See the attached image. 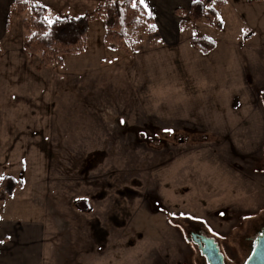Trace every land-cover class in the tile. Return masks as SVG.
<instances>
[{
  "label": "rangeland",
  "instance_id": "rangeland-1",
  "mask_svg": "<svg viewBox=\"0 0 264 264\" xmlns=\"http://www.w3.org/2000/svg\"><path fill=\"white\" fill-rule=\"evenodd\" d=\"M28 1L53 22L107 0ZM149 1L155 33L106 45L94 19L85 51L61 66L25 51L30 7L9 15L0 141L11 161L0 156V178L24 185L1 208L44 221V264H202L195 229L237 264L264 227V0L221 12L222 29L180 27L188 0Z\"/></svg>",
  "mask_w": 264,
  "mask_h": 264
},
{
  "label": "trees",
  "instance_id": "trees-1",
  "mask_svg": "<svg viewBox=\"0 0 264 264\" xmlns=\"http://www.w3.org/2000/svg\"><path fill=\"white\" fill-rule=\"evenodd\" d=\"M259 1L249 0V3ZM226 4V0H196L187 11L177 9L178 15L187 17L180 21V27H185L187 21L204 19L213 28L222 29L224 23L219 19L218 10ZM14 7L21 13L31 8V19L23 21L24 29L30 33L23 47L31 56L39 54L45 66H61L66 55L85 51L89 25L94 19H102L105 23L106 45L121 46L126 42L128 47L134 48L139 44L138 37L142 32L153 34L157 30L154 18L141 0H107L90 14L55 19L53 22L48 20L47 8L44 6L31 5L28 0H15ZM192 45L207 54L215 50L217 43L209 37L195 36ZM23 185V180L14 176L0 178V203L13 196ZM86 203L87 200L81 199L76 205L83 210L87 208L82 206Z\"/></svg>",
  "mask_w": 264,
  "mask_h": 264
},
{
  "label": "crops",
  "instance_id": "crops-1",
  "mask_svg": "<svg viewBox=\"0 0 264 264\" xmlns=\"http://www.w3.org/2000/svg\"><path fill=\"white\" fill-rule=\"evenodd\" d=\"M195 1L196 0H188L187 7L183 8L188 9ZM226 1V6L218 10L219 14L223 11L226 12L237 8L238 6H235V4L239 1H241V3L248 9H252L254 5H256V2L249 3V0ZM142 3L155 20L156 16L154 13H156V11L154 6L152 7L149 0H143ZM0 4V22L3 18V26H6L7 23L3 34L0 32V40L4 41L10 30L9 15L13 10L15 0H5V2L0 0ZM5 14H7V16H5ZM158 29L159 28H157V30ZM244 31L246 32L250 30L245 29ZM4 142L6 141H0V156L10 162L11 158L7 155V150L2 147ZM17 192L18 190L5 202L0 203V264H44L46 251V230L44 221L41 219H29L26 217L18 218L16 215H10V212L1 208V205L6 204L10 199L16 197Z\"/></svg>",
  "mask_w": 264,
  "mask_h": 264
},
{
  "label": "flooded vegetation",
  "instance_id": "flooded-vegetation-1",
  "mask_svg": "<svg viewBox=\"0 0 264 264\" xmlns=\"http://www.w3.org/2000/svg\"><path fill=\"white\" fill-rule=\"evenodd\" d=\"M263 231H264V227H262L261 230L256 235V237L254 239H252V241H250V243H248V245H247L248 251H247V255H246L244 261H242V263L238 262L237 264H246V262L251 257V255H252V253L256 247L257 238L262 234ZM188 234L190 235L189 239L192 240V242L197 246V249L199 250L202 264H212L207 257V253H206L207 252V246H206L205 239L214 240L217 243V245L219 246L220 252L223 255L224 264H231L227 261V258L225 257V255L221 251V246H220L219 242L216 241L214 238L208 236L207 234L200 231L199 229H195L193 231H190V232H188Z\"/></svg>",
  "mask_w": 264,
  "mask_h": 264
},
{
  "label": "water",
  "instance_id": "water-1",
  "mask_svg": "<svg viewBox=\"0 0 264 264\" xmlns=\"http://www.w3.org/2000/svg\"><path fill=\"white\" fill-rule=\"evenodd\" d=\"M207 257L212 264H224L219 246L212 239H205ZM246 264H264V231L256 240V247Z\"/></svg>",
  "mask_w": 264,
  "mask_h": 264
},
{
  "label": "snow or ice",
  "instance_id": "snow-or-ice-1",
  "mask_svg": "<svg viewBox=\"0 0 264 264\" xmlns=\"http://www.w3.org/2000/svg\"><path fill=\"white\" fill-rule=\"evenodd\" d=\"M141 2H143V0H141Z\"/></svg>",
  "mask_w": 264,
  "mask_h": 264
}]
</instances>
